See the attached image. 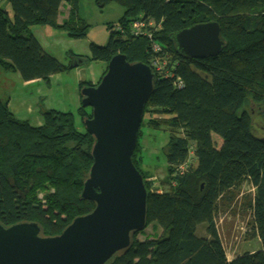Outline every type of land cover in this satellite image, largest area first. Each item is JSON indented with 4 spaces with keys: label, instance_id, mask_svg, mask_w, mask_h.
Returning <instances> with one entry per match:
<instances>
[{
    "label": "trees",
    "instance_id": "1",
    "mask_svg": "<svg viewBox=\"0 0 264 264\" xmlns=\"http://www.w3.org/2000/svg\"><path fill=\"white\" fill-rule=\"evenodd\" d=\"M100 1L118 3L125 14L111 26L116 30L107 46L92 44L90 58L73 56L68 65L26 34L31 26L48 25L84 38L88 25L77 19L79 1L7 0L12 15L0 7V66L26 83L49 82L90 61L108 66L122 53L155 73L142 125L147 116L150 128L168 131V176L157 186L141 169L139 140L133 162L148 192L147 227L158 223L161 232L145 240L136 234L133 246L107 264H264V130L247 109L264 106V0ZM64 3L69 14L59 22ZM180 5H193V18H184ZM212 21L226 41L220 55L183 58L171 36ZM134 23L143 25L142 35L133 34ZM98 84L82 82L79 89ZM87 109H79L83 120L92 115ZM94 142L76 127L72 112L47 111L45 123L34 126L15 117L9 101H0V224L37 222L43 236H58L75 218L92 212L95 204L80 195L93 165ZM243 197L262 248L229 260L218 222ZM200 225L203 236L197 233Z\"/></svg>",
    "mask_w": 264,
    "mask_h": 264
},
{
    "label": "water",
    "instance_id": "2",
    "mask_svg": "<svg viewBox=\"0 0 264 264\" xmlns=\"http://www.w3.org/2000/svg\"><path fill=\"white\" fill-rule=\"evenodd\" d=\"M171 38L185 59L217 57L226 47L216 21L195 24ZM156 83L150 66L130 63L119 53L97 86L81 89L82 107L92 109L84 126L95 142L80 199L95 208L58 236H43L37 222L0 224V264H107L133 246L148 219V192L133 155Z\"/></svg>",
    "mask_w": 264,
    "mask_h": 264
},
{
    "label": "rangeland",
    "instance_id": "3",
    "mask_svg": "<svg viewBox=\"0 0 264 264\" xmlns=\"http://www.w3.org/2000/svg\"><path fill=\"white\" fill-rule=\"evenodd\" d=\"M77 19L82 20L88 25V30L84 38L69 36L64 30L48 26H31L26 35H34L43 48L63 64L73 61L71 57L82 56L90 58L91 46L95 44L103 47L107 46L110 40L111 26L119 24L125 14L123 6L116 2L104 5L100 0H78ZM0 7L11 11V6L7 0H0ZM69 5L62 4L59 22L67 18ZM184 18H193V5L178 6ZM12 15V12H10ZM107 63L90 61L80 65L74 70L57 74L49 82L39 81L36 83H26L22 80L19 73L7 72L0 66V100L9 101V109L15 117L29 120L34 126L45 123V113L50 110L72 112L76 127L85 130L83 119L79 114L81 96L79 85L82 82L98 83L102 75L107 71ZM87 109V108H85ZM250 112L254 119L258 118L259 130H264V118L258 113L263 114L264 106L250 104ZM89 110V109H87ZM148 117L141 127L139 144L142 156L141 169L160 186L168 176V162L164 147L169 141V133L166 130L152 129L148 125ZM264 131L261 132L263 134ZM214 140L221 144V139L213 135ZM244 192L249 190V186H244ZM245 198H238L224 213L218 222V227L224 246L228 252V258L236 257L239 253L243 254L251 251H259L262 244L257 232L251 224V215L244 210ZM229 210V211H228ZM225 215V216H224ZM158 223L149 225L144 231L140 232L136 238L145 240L146 238H157L160 235ZM204 225L198 227V235L203 236ZM231 240L233 244H231ZM241 244V245H240Z\"/></svg>",
    "mask_w": 264,
    "mask_h": 264
},
{
    "label": "built area",
    "instance_id": "4",
    "mask_svg": "<svg viewBox=\"0 0 264 264\" xmlns=\"http://www.w3.org/2000/svg\"><path fill=\"white\" fill-rule=\"evenodd\" d=\"M142 27H143V25L141 23H134V25H133V28H134L133 29V34L135 36L142 35ZM153 49L155 51H159L160 50V46L157 43H154L153 44ZM153 66H154L155 69H158V70L160 69L159 65L157 63H154Z\"/></svg>",
    "mask_w": 264,
    "mask_h": 264
},
{
    "label": "crops",
    "instance_id": "5",
    "mask_svg": "<svg viewBox=\"0 0 264 264\" xmlns=\"http://www.w3.org/2000/svg\"><path fill=\"white\" fill-rule=\"evenodd\" d=\"M77 70V69H76ZM0 101H2V100H0ZM259 238V237H258ZM260 240V239H259ZM231 244H233V241L231 240ZM241 245V244H240ZM253 252V251H252ZM226 253L228 254V252H227V250H226ZM228 256V255H227ZM233 258H235V257H233V256H231V258L229 259V260H232Z\"/></svg>",
    "mask_w": 264,
    "mask_h": 264
}]
</instances>
